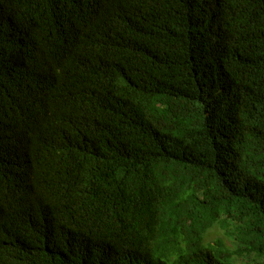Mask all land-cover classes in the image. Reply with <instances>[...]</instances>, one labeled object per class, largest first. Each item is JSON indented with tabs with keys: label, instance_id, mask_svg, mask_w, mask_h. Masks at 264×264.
Segmentation results:
<instances>
[{
	"label": "trees",
	"instance_id": "16d2710c",
	"mask_svg": "<svg viewBox=\"0 0 264 264\" xmlns=\"http://www.w3.org/2000/svg\"><path fill=\"white\" fill-rule=\"evenodd\" d=\"M225 3L0 0V264H264V0Z\"/></svg>",
	"mask_w": 264,
	"mask_h": 264
},
{
	"label": "clouds",
	"instance_id": "9594fccd",
	"mask_svg": "<svg viewBox=\"0 0 264 264\" xmlns=\"http://www.w3.org/2000/svg\"><path fill=\"white\" fill-rule=\"evenodd\" d=\"M208 2L209 4L212 5L211 10L206 15L210 24L209 33H212L214 31L220 33L222 22H224L225 18H227V14H226L227 3H225V0H208ZM36 183H39L37 179H36ZM79 203L85 206V203L82 201L80 197H79Z\"/></svg>",
	"mask_w": 264,
	"mask_h": 264
},
{
	"label": "rangeland",
	"instance_id": "374dc122",
	"mask_svg": "<svg viewBox=\"0 0 264 264\" xmlns=\"http://www.w3.org/2000/svg\"><path fill=\"white\" fill-rule=\"evenodd\" d=\"M217 238H224L223 232L219 228L212 230L206 237L207 242H213Z\"/></svg>",
	"mask_w": 264,
	"mask_h": 264
}]
</instances>
